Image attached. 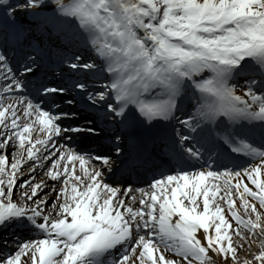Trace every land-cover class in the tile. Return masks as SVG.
<instances>
[{"label":"snow or ice","instance_id":"6c2138e0","mask_svg":"<svg viewBox=\"0 0 264 264\" xmlns=\"http://www.w3.org/2000/svg\"><path fill=\"white\" fill-rule=\"evenodd\" d=\"M15 227L0 264H264V0H0Z\"/></svg>","mask_w":264,"mask_h":264},{"label":"bare ground","instance_id":"6f19581e","mask_svg":"<svg viewBox=\"0 0 264 264\" xmlns=\"http://www.w3.org/2000/svg\"><path fill=\"white\" fill-rule=\"evenodd\" d=\"M46 4H50V0H45ZM250 244V247L248 246ZM259 249V240L250 238L249 242L241 248L237 255L240 256L242 259H250L251 253L257 251Z\"/></svg>","mask_w":264,"mask_h":264}]
</instances>
